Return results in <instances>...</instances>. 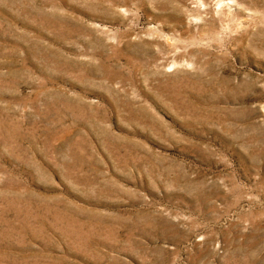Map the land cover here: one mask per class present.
<instances>
[{
    "label": "rangeland",
    "instance_id": "1",
    "mask_svg": "<svg viewBox=\"0 0 264 264\" xmlns=\"http://www.w3.org/2000/svg\"><path fill=\"white\" fill-rule=\"evenodd\" d=\"M0 264H264V0H0Z\"/></svg>",
    "mask_w": 264,
    "mask_h": 264
}]
</instances>
